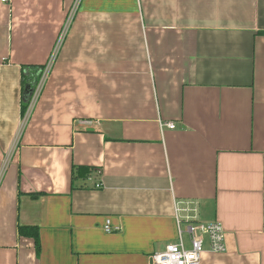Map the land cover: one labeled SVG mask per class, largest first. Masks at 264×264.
<instances>
[{
    "label": "crops",
    "instance_id": "0c3cea01",
    "mask_svg": "<svg viewBox=\"0 0 264 264\" xmlns=\"http://www.w3.org/2000/svg\"><path fill=\"white\" fill-rule=\"evenodd\" d=\"M76 1L0 0V264H153L215 221L201 264H264V0H80L23 128Z\"/></svg>",
    "mask_w": 264,
    "mask_h": 264
},
{
    "label": "built area",
    "instance_id": "2783aa9c",
    "mask_svg": "<svg viewBox=\"0 0 264 264\" xmlns=\"http://www.w3.org/2000/svg\"><path fill=\"white\" fill-rule=\"evenodd\" d=\"M7 2V0H2ZM80 0L76 1V5L69 14L68 21L65 28L59 38L55 51L51 56L50 61L44 68L42 75L35 87L34 93L28 105V112L26 119L23 122V128L31 115L38 99L40 98L43 89L46 85L49 73L53 67V64L57 58L58 52L62 46V43L66 37L71 22L73 21L77 4ZM166 126L174 129L175 125L172 123ZM22 128V129H23ZM99 186V185H98ZM119 231L118 228H113L110 222L105 226V232L110 234ZM186 231L190 235V249H187L183 241V229L179 224V239L176 243L167 244L163 251L155 253L151 256L153 264H201L202 256L204 254V243L208 238L210 244V251L215 254H222L226 251L225 247V230L222 224L218 221L203 224V223H191L186 227Z\"/></svg>",
    "mask_w": 264,
    "mask_h": 264
},
{
    "label": "trees",
    "instance_id": "16d2710c",
    "mask_svg": "<svg viewBox=\"0 0 264 264\" xmlns=\"http://www.w3.org/2000/svg\"><path fill=\"white\" fill-rule=\"evenodd\" d=\"M43 68L41 67H26L24 68L23 78H22V92L23 100H27L24 106L22 107L23 112L26 111L29 102L34 93L35 87L42 75ZM23 101V102H24ZM94 171L91 167H77L74 172L73 179L86 178L92 174ZM19 233L22 237L32 238L35 242V247L37 253L40 252V238H39V229L36 227H20Z\"/></svg>",
    "mask_w": 264,
    "mask_h": 264
}]
</instances>
